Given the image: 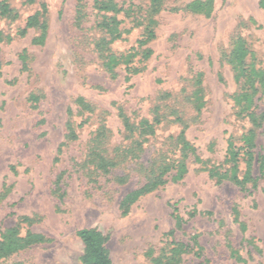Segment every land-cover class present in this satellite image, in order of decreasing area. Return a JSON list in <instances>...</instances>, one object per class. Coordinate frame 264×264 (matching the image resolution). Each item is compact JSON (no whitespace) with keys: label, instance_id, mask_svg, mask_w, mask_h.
I'll return each mask as SVG.
<instances>
[{"label":"rangeland","instance_id":"rangeland-1","mask_svg":"<svg viewBox=\"0 0 264 264\" xmlns=\"http://www.w3.org/2000/svg\"><path fill=\"white\" fill-rule=\"evenodd\" d=\"M108 1L7 0L6 13L0 4V241L12 227L42 237L0 264H81V228L107 237L112 264H264V177L236 185L208 173L227 168L229 135L240 146L252 128L234 100L240 64L261 72L254 110L264 112L261 0H111L115 11L101 9ZM110 54L130 62L109 64ZM119 113L134 125L157 119L154 134H127ZM181 131L195 150L187 172L123 215L125 194L160 164L176 165ZM255 132L260 146L264 123ZM100 158L115 164L96 169Z\"/></svg>","mask_w":264,"mask_h":264},{"label":"trees","instance_id":"trees-1","mask_svg":"<svg viewBox=\"0 0 264 264\" xmlns=\"http://www.w3.org/2000/svg\"><path fill=\"white\" fill-rule=\"evenodd\" d=\"M7 0H1V13H6L9 11V6L6 3ZM156 0H150V4H153ZM260 4L264 7V0L260 1ZM103 10H116V4L112 3L111 0L103 3L100 7ZM33 17L27 19L26 27L31 26V21ZM147 30V27H145ZM146 33V31H145ZM148 35L151 34V31H147ZM140 43H144V40H141ZM242 50L237 49V58L242 57ZM151 54L150 49H144L142 57H147ZM132 56V55H131ZM130 55H114L110 54L109 64H119L124 63L128 64L130 62ZM244 67L243 64H240L237 69V76L243 79L241 85V91L235 97V105L238 108L237 114H242L244 117H247L252 124L247 133L241 136L242 145L236 146L231 136L229 135L227 141V147L223 159V163L227 165V168L224 171H219L217 167H212L208 170L210 177H216L218 181L228 180L233 182L236 185H243L248 182H252L253 186L256 185V181L264 177V142L262 145L258 146L254 139L256 136L255 129L262 127L264 123V112L257 113L254 110L255 103V93L258 92L256 87V81L258 85L263 84V79L261 77V72L256 70L254 67ZM132 69L128 67L127 70ZM249 72V73H246ZM260 77V79H259ZM257 100V99H256ZM78 104L84 108L88 107V104L84 102L82 98L77 99ZM118 116L121 119L123 129L127 134H134L137 130V137L144 135H153L154 127L153 123L157 122V119L149 121L146 118H142L138 121L136 125L130 122L129 117L123 113H119ZM99 130V131H98ZM98 133L95 135L94 140L101 141L105 137L103 133L105 131L104 127L96 130ZM75 133L71 129V138H74ZM176 141L180 144V158L176 159V165L171 167L166 166V163L160 164V170L157 174H152L142 185L138 188L131 190L125 194L121 201L119 202V207L122 210V214L125 215L129 206L134 203L140 196L145 193H148L155 189L156 187L167 183L168 181H178L184 174L187 172V167L185 163V158L188 153L194 154L195 150L191 144L185 139L184 132L181 131L176 137ZM94 153V151H93ZM98 156L96 153H94ZM115 163L112 160H105L100 158L97 163H95L96 169H101L103 171H108V167L113 166ZM243 164L242 176H239L240 165ZM254 168L257 171V175H253ZM174 171V173H170ZM177 218V217H176ZM26 220V218H24ZM176 226H180L178 220L176 221ZM173 231H169L168 235L172 234ZM27 234L24 237L18 235L17 228L12 227L5 230L1 234L0 241V258L5 257L18 249L25 247L28 244L34 243L36 241H41L42 237L31 233L30 231L26 232ZM76 235L82 241L84 250L81 256V264H112L111 259L109 258L105 243L107 237L104 236L100 231L93 228H81L76 231ZM236 251L231 250V256H234ZM237 260L242 264H246L245 261L237 257Z\"/></svg>","mask_w":264,"mask_h":264}]
</instances>
